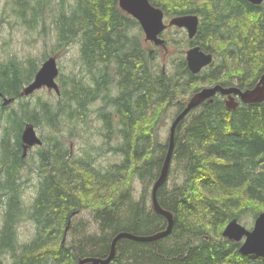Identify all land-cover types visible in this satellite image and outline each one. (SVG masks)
<instances>
[{"label": "trees", "instance_id": "trees-1", "mask_svg": "<svg viewBox=\"0 0 264 264\" xmlns=\"http://www.w3.org/2000/svg\"><path fill=\"white\" fill-rule=\"evenodd\" d=\"M64 1L56 20L59 45L80 41L82 62L91 74L85 81L71 78L57 104L41 98L34 103L23 99L5 115L3 110L9 105L0 107L4 174L0 177V204L5 203L0 264H78L86 256L107 257L119 232L150 235L165 229L168 220L154 210L148 189L158 178L168 151L169 137L163 140L161 132L169 108L176 102L177 115L188 97L205 85L248 89L264 74V2L150 0L165 16L198 14V32L186 43L199 44L214 54L213 63L198 74L190 71L185 57L175 73L167 74L164 69L156 71L158 47L147 48L140 34H132L140 23L120 7L119 0H75L69 8ZM18 3V14L33 27L46 1ZM168 44L166 40L167 48ZM38 69L33 58L8 57L0 64V90L6 96L21 97L22 87ZM110 84L117 88L111 97ZM101 92L107 95L105 106L110 103L111 108L98 107L97 116L107 143L120 138L114 149L122 160L105 171L97 169L95 157L71 158L69 149L56 137L39 152L37 195L24 208L20 190L26 162L23 128L27 123L58 126L63 116L85 121ZM172 163L169 177L172 169L180 170L182 182L169 186L168 177L158 190L161 206L174 216L171 233L157 241L121 238L115 258L108 264H264V256L243 255L240 242L223 236L233 218L264 211V100H240L235 108L220 96L202 102L177 126ZM137 178L145 184L138 197L133 192ZM82 208L95 213L98 232L88 233L86 222L74 223V215ZM24 214L37 229L26 243L19 241L17 232ZM67 233L73 238L65 241ZM7 254L11 262H7Z\"/></svg>", "mask_w": 264, "mask_h": 264}, {"label": "rangeland", "instance_id": "rangeland-1", "mask_svg": "<svg viewBox=\"0 0 264 264\" xmlns=\"http://www.w3.org/2000/svg\"><path fill=\"white\" fill-rule=\"evenodd\" d=\"M45 1L46 4L40 20L35 22L33 27H29L28 24L24 22V18L18 14V0H0V64L8 57L16 55L21 61H27L29 58L35 59L38 61L40 68L44 60L49 56H56L60 69L57 81L62 92L66 87H70L71 78H84L85 81L89 79L88 76L90 74L85 70L82 62L80 41L76 40L66 47H61L59 45L56 20L60 13V2L62 0ZM33 2L35 3V0H33ZM74 3L75 0L64 1L66 8H69L70 5ZM30 17V14H28V18ZM171 17L166 16V21L168 22ZM141 29V25L134 26L132 34H140L142 42L145 43L147 47L156 46L154 43H147L145 41V34ZM163 37H165L169 43V48H158L159 55L154 61V66L158 72L164 69L167 74H173L178 69V65L182 59L184 57L186 58V50L190 47L186 41L188 39L190 40V37L187 30L181 27H171L165 30ZM32 79L29 82H31ZM63 80L69 81V84H63ZM29 82L25 83L22 88ZM61 96V93L58 94L53 89L43 87L30 95H22L21 97L15 98V100L3 110V113L5 115L11 108L19 107L20 100L23 99H28L31 103H34L38 98H41L57 104ZM2 102L3 99L0 97V107L2 106ZM100 104V101L91 104V111L85 121H76L75 119L69 120L66 116H63V121H61L58 126L52 127L45 123L38 126L35 125L39 136L43 140V144L31 147L28 154L23 156L26 162L21 169L20 190L24 208H29L37 195L40 180L38 174L40 161L39 152L41 148L52 144L56 137L61 139L65 148L69 149L71 158H79L87 154H91L95 157L93 165L97 169L105 171L113 164L122 160V154L114 149L120 142V138L115 137L112 141L107 143V139L104 135L105 128L103 122L98 118L95 112ZM176 112L177 107L175 102L169 108L162 123L161 137L163 140L169 137L170 126L176 116ZM172 167H174V163H172ZM3 175L0 164V177ZM182 179L183 175L181 171L172 169L168 185L172 186L175 182H182ZM144 188L145 184L140 179L137 178L133 180V192L136 197L144 192ZM148 190L149 202H151L152 185L149 186ZM6 199L7 196H5L2 201H6ZM4 206V202L0 204V226L3 220ZM94 214L95 213L90 208H82L74 215V223L86 222L88 233L98 232V222L95 220ZM255 218L256 216L253 212H247L239 220L248 228H252ZM17 232L20 242H29L34 238L37 232L36 224L32 218L24 214L17 223ZM72 238L73 235L70 233L64 236L65 241L71 240ZM6 260L7 262H11L12 258L9 254H7Z\"/></svg>", "mask_w": 264, "mask_h": 264}, {"label": "water", "instance_id": "water-1", "mask_svg": "<svg viewBox=\"0 0 264 264\" xmlns=\"http://www.w3.org/2000/svg\"><path fill=\"white\" fill-rule=\"evenodd\" d=\"M253 4L260 5L264 0H248ZM120 7L136 18L144 32L147 40H153L156 45H162L167 48L165 39L160 34L168 27L176 25L177 27L186 28L190 38H194L198 32L200 24V16L195 13L181 14L173 16L168 23L165 22L164 10L155 6L150 0H119ZM186 60L190 71L194 74L200 73L205 67L214 61V54L205 51L199 44L191 46L186 50ZM60 69L56 56H49L38 71L34 78L22 90L21 95H30L35 91L48 87L61 93L60 85L57 81ZM218 92L223 95H238L242 101L255 103L264 100V74L260 77L257 84L248 89H242L238 85H223L217 83L210 86H204L195 92L184 108L177 113L170 126L169 147L161 168L160 174L152 187V204L154 210L166 216L168 224L165 229L150 235H137L131 232L122 231L113 238L111 250L107 257L86 256L80 259L78 264H108L116 256V244L121 238L127 237L138 241H157L169 235L173 229L174 216L169 210L164 209L158 199V190L164 185L169 177L172 157L175 148V135L179 123L189 114L191 110L199 106L207 99L213 98ZM0 97L3 98V105H9L15 100V97H9L0 90ZM234 99L231 98L227 105L235 108L237 103L232 104ZM23 146V156H26L29 148L35 145L43 144L42 138L39 136L37 129L33 123H27L21 134ZM223 236L234 242H240L239 251L243 255L264 256V211L260 212L256 218L252 228H248L240 222L238 217L233 218L225 226Z\"/></svg>", "mask_w": 264, "mask_h": 264}, {"label": "flooded vegetation", "instance_id": "flooded-vegetation-1", "mask_svg": "<svg viewBox=\"0 0 264 264\" xmlns=\"http://www.w3.org/2000/svg\"><path fill=\"white\" fill-rule=\"evenodd\" d=\"M129 14V13H128ZM132 16V15H131ZM173 17V16H172ZM171 17V18H172ZM170 18V19H171ZM169 19V20H170ZM165 22L166 23H168L167 21H166V16H165ZM140 23V22H139ZM141 25V24H140ZM142 27V26H141ZM171 27H177L176 25H172V26H168L165 30H167V29H169V28H171ZM182 28V27H181ZM185 30H186V28H184ZM142 30H143V28H142ZM164 30V31H165ZM164 31L160 34V36L162 37V38H164L165 39V37H163V33H164ZM143 32H144V30H143ZM144 34H145V32H144ZM190 39H193V38H190ZM145 41L147 42V43H154V41L153 40H147L146 39V37H145ZM165 43H166V39H165ZM155 44V43H154ZM156 45V44H155ZM194 45H197V44H194ZM158 48H165L164 46H162V45H156ZM191 46H193V45H190V47ZM146 47H147V45H146ZM189 47V48H190ZM147 48H149V47H147ZM166 49V48H165ZM186 62H187V60H186ZM187 66H188V64H187ZM208 67V66H207ZM189 68V67H188ZM206 68V67H205ZM204 68V69H205ZM112 71H113V67H111L110 68V73H112ZM203 71V70H202ZM90 74H91V72H90ZM90 76V75H89ZM88 76V77H89ZM91 81V80H90ZM90 84L93 86L94 84H95V82L94 81H92V82H90ZM217 84V83H216ZM211 85H214V84H211ZM205 86H210V85H205ZM204 87V86H203ZM108 95H109V97H111V96H113V95H116V92H117V88L115 87V84H113V86H112V84H110V88H109V90H108ZM105 96H107L106 95V93L105 92H101V95H99V98L95 101V102H97V101H100L101 102V104L98 106V107H111V104L109 103L108 104V106H105L106 105V100L104 99V98H106ZM215 96H220L224 101H225V103H226V105H227V103H228V101L231 99V98H233L234 100L232 101V104H234V103H237V105L239 104V102H240V100H241V98L238 96V95H223V94H221L220 92H218ZM214 96V97H215ZM191 97V96H190ZM190 97H189V99H190ZM207 100H213V98H210V99H207ZM207 100H205V101H207ZM204 101V102H205ZM95 102H93V104L95 103ZM187 104V103H186ZM185 104V105H186ZM198 107V106H197ZM97 110V109H96ZM95 111V110H94ZM96 112V111H95ZM96 114L98 115V113L96 112ZM102 121V120H101ZM29 151V150H28ZM28 154V153H27Z\"/></svg>", "mask_w": 264, "mask_h": 264}]
</instances>
